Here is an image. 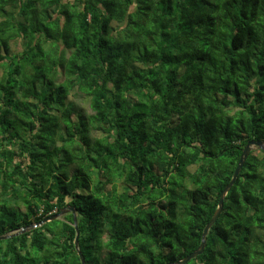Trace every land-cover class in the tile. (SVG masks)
<instances>
[{
	"label": "trees",
	"instance_id": "trees-1",
	"mask_svg": "<svg viewBox=\"0 0 264 264\" xmlns=\"http://www.w3.org/2000/svg\"><path fill=\"white\" fill-rule=\"evenodd\" d=\"M0 72V264H81L74 216L85 264L177 262L264 142V0H0ZM186 264H264L260 148Z\"/></svg>",
	"mask_w": 264,
	"mask_h": 264
},
{
	"label": "water",
	"instance_id": "water-1",
	"mask_svg": "<svg viewBox=\"0 0 264 264\" xmlns=\"http://www.w3.org/2000/svg\"><path fill=\"white\" fill-rule=\"evenodd\" d=\"M253 147H258L260 148L261 150L264 151V142L262 140H250L246 143L244 149L242 150V153H241V156L239 158V161L233 171V174H232V177L230 179V181L228 182V184L222 189V191L220 192V195H219V198H218V202H217V207L211 217V219L208 221V223L205 225L203 231H202V234H201V242L199 244V246L193 251L191 252L189 255H187L186 257H184L183 259L181 260H178L177 262H172V263H167V264H186L188 261H190L191 259L195 258L196 256L200 255L203 250H204V247H205V236L207 235L209 229L212 227V225L214 224V222L216 221L221 209H222V205H223V200H224V197L226 196L227 192L230 190L231 186L234 184L243 164H244V161L246 160V158L248 157L250 151L252 150ZM72 212L74 214V209L72 207L70 208H65V209H62L59 213H56L52 216H49L47 218H45L42 222V223H45V222H48V221H52V220H55V219H58L60 218L61 215L67 213V212ZM73 225H74V228H75V231H76V234H75V238H74V241H73V244H74V247L78 253V256L80 258V262L81 264H85V260H84V257L81 253V251L79 250L78 248V238H79V232H78V229H77V225H76V218L74 216V219H73ZM34 227L36 225H33ZM27 229L26 228H21L20 231H18L17 233H14V234H8V235H5V236H2L0 237V239H4V238H8V237H11L13 235H17L19 233H22L24 231H26Z\"/></svg>",
	"mask_w": 264,
	"mask_h": 264
},
{
	"label": "rangeland",
	"instance_id": "rangeland-1",
	"mask_svg": "<svg viewBox=\"0 0 264 264\" xmlns=\"http://www.w3.org/2000/svg\"><path fill=\"white\" fill-rule=\"evenodd\" d=\"M18 45H14L12 44V51L14 50H17V47ZM1 74V72H0ZM69 100H72V101H76L79 105H81L85 110H89L88 108V98L87 97H79V98H75L74 96H70L69 97ZM252 149H255V147H253ZM120 190V188H119ZM62 216V215H61ZM60 216V217H61Z\"/></svg>",
	"mask_w": 264,
	"mask_h": 264
}]
</instances>
